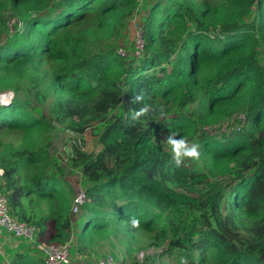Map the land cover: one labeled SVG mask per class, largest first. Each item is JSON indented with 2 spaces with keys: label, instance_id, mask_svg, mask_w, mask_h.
<instances>
[{
  "label": "trees",
  "instance_id": "1",
  "mask_svg": "<svg viewBox=\"0 0 264 264\" xmlns=\"http://www.w3.org/2000/svg\"><path fill=\"white\" fill-rule=\"evenodd\" d=\"M142 7L0 0V94H13L0 103L9 214L34 226L38 242L73 240L71 175L85 192L76 258L106 241L125 254L117 264H264V0L146 2L143 51L120 57ZM141 91L153 110L133 123ZM226 123L231 131L204 132ZM99 127L97 153L77 140L64 165L50 155L60 128L81 136ZM162 130L200 145L187 160L195 169L174 167L157 143ZM28 259L10 264H44Z\"/></svg>",
  "mask_w": 264,
  "mask_h": 264
},
{
  "label": "rangeland",
  "instance_id": "2",
  "mask_svg": "<svg viewBox=\"0 0 264 264\" xmlns=\"http://www.w3.org/2000/svg\"><path fill=\"white\" fill-rule=\"evenodd\" d=\"M146 2L150 6L152 0H146ZM146 2H145V0H140V6L142 4L144 7L146 5ZM143 7H142V9H140V8L137 9V14L139 15V13H141V15L139 17L136 15L135 16L133 15V18L132 19L130 18L128 20L129 22L127 24L126 30L124 31V36H121L122 39L120 40L119 49H121V48L125 49V51H127L128 56H132V53L134 52V45H133L134 27H133V24L139 25V23H140L139 19L146 16V14L143 12V10L146 11L147 6H146V8H143ZM1 93L12 94L9 91L8 92L5 91V93L4 92H1ZM12 96H13V94H12ZM100 129L101 128L99 127L98 129L88 130L83 135L79 136V135L72 134V133L70 134L68 131H62V129L60 128L59 133H57V135L56 134L53 135V137H52L49 153L51 156H53V158L56 160L57 163L64 165L67 158L69 156H71V146L77 140L82 141L84 143V150L85 151H87L89 153L90 152L97 153L99 150L97 148V136H98V133L100 132ZM210 133L215 134L216 130H210ZM166 136H167L166 130H162L159 133H157L156 134L157 143L159 145H161L170 155H172L168 146L161 143V141L164 140V138ZM191 143H195V142H191ZM185 162H187L194 169L198 165V164H196V162L191 163L187 160ZM68 179H69V181H71L72 185L76 189V192L78 193L80 185L77 182V178L70 175ZM72 222H73L72 232H73V237H74L73 240L75 241L76 235L78 233L80 226L82 228L84 226L85 219L84 218L80 219V214H79V215L74 216L72 218ZM76 223H78V226L75 225ZM97 242H99V243L94 247V251L89 256H84L82 258H76L75 251L77 248L74 245V242H72L74 247L76 248L75 249L73 247L72 253H71L73 264H95L96 262L98 263L99 260H105L104 262H108L109 260H111V262H114L117 264V263H119L120 260L124 259L125 254L123 253L121 247H116L112 242L111 243H108L106 241H97ZM97 242H95V243H97ZM138 257L141 259L142 254H139Z\"/></svg>",
  "mask_w": 264,
  "mask_h": 264
},
{
  "label": "built area",
  "instance_id": "3",
  "mask_svg": "<svg viewBox=\"0 0 264 264\" xmlns=\"http://www.w3.org/2000/svg\"><path fill=\"white\" fill-rule=\"evenodd\" d=\"M13 23L14 21L9 22L10 29L13 27L14 25ZM133 27H134V38H133L134 52L132 53V56H139L142 53L144 46L142 31L140 29L141 28L140 25L133 24ZM117 54L120 57H126V56L128 57L127 51H125V49L123 48L118 49ZM4 95L6 96V98H2V96ZM12 97H13L12 94L9 93L1 94L0 103L2 105H8L11 102ZM4 99L7 100L6 103L4 102ZM238 121H239V126L237 127V129L239 130L246 123L245 116L240 115L238 117ZM210 130H216L215 134L225 133L231 131V127L230 124L226 123L221 127L205 128L204 132L208 135H214L210 133ZM84 202H85V192L80 185L79 191L76 194L75 198L73 199V203L71 206L72 218L80 214ZM0 229L6 234H8L13 241H21L26 243L28 248L31 249L36 255H38L42 259L44 264H73L72 255H71L73 248V243H72L73 241L71 240L63 246H55L52 244L38 242L34 226L28 225L24 222H19L9 214L8 201L2 192H0ZM104 261L105 260H99L98 264L112 263L111 260H109L108 262H104Z\"/></svg>",
  "mask_w": 264,
  "mask_h": 264
},
{
  "label": "clouds",
  "instance_id": "4",
  "mask_svg": "<svg viewBox=\"0 0 264 264\" xmlns=\"http://www.w3.org/2000/svg\"><path fill=\"white\" fill-rule=\"evenodd\" d=\"M145 97L143 92L137 93L133 96L132 103L133 104H141L142 106L138 109L130 110L129 116L131 121L134 123L140 120L142 117H146L150 111H152V106L148 104H143ZM6 103L7 100L4 99ZM176 133H169L164 140L161 141L162 144L167 145L171 152V161L175 168H180L182 164L185 163L186 160H198L200 157V145L197 143H189V141L180 137L177 138ZM3 174V170L0 169V175ZM79 202V201H78ZM130 226L134 229L140 227V221L133 217L128 221ZM180 264H187V260L185 258H181Z\"/></svg>",
  "mask_w": 264,
  "mask_h": 264
},
{
  "label": "crops",
  "instance_id": "5",
  "mask_svg": "<svg viewBox=\"0 0 264 264\" xmlns=\"http://www.w3.org/2000/svg\"><path fill=\"white\" fill-rule=\"evenodd\" d=\"M16 255L42 261L38 255L28 248L26 243L13 241L8 234L0 229V264H10Z\"/></svg>",
  "mask_w": 264,
  "mask_h": 264
},
{
  "label": "bare ground",
  "instance_id": "6",
  "mask_svg": "<svg viewBox=\"0 0 264 264\" xmlns=\"http://www.w3.org/2000/svg\"><path fill=\"white\" fill-rule=\"evenodd\" d=\"M2 98H6V96L4 95V96H2Z\"/></svg>",
  "mask_w": 264,
  "mask_h": 264
}]
</instances>
